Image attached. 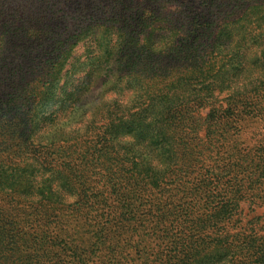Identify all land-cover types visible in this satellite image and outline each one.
Instances as JSON below:
<instances>
[{"label": "trees", "instance_id": "obj_1", "mask_svg": "<svg viewBox=\"0 0 264 264\" xmlns=\"http://www.w3.org/2000/svg\"><path fill=\"white\" fill-rule=\"evenodd\" d=\"M264 0H0V264H264Z\"/></svg>", "mask_w": 264, "mask_h": 264}, {"label": "rangeland", "instance_id": "obj_2", "mask_svg": "<svg viewBox=\"0 0 264 264\" xmlns=\"http://www.w3.org/2000/svg\"><path fill=\"white\" fill-rule=\"evenodd\" d=\"M249 217L256 218L258 225H264V206L253 211L249 214Z\"/></svg>", "mask_w": 264, "mask_h": 264}]
</instances>
